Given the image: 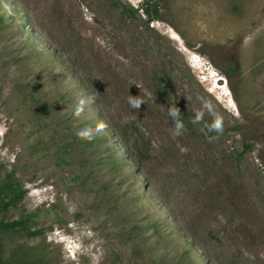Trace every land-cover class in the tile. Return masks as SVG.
<instances>
[{"label": "rangeland", "instance_id": "1", "mask_svg": "<svg viewBox=\"0 0 264 264\" xmlns=\"http://www.w3.org/2000/svg\"><path fill=\"white\" fill-rule=\"evenodd\" d=\"M145 1L0 0V184L26 192L0 218L38 231L6 257L264 264V0Z\"/></svg>", "mask_w": 264, "mask_h": 264}, {"label": "trees", "instance_id": "2", "mask_svg": "<svg viewBox=\"0 0 264 264\" xmlns=\"http://www.w3.org/2000/svg\"><path fill=\"white\" fill-rule=\"evenodd\" d=\"M154 1L155 0H146L140 8L136 9V12L138 13L141 10L143 13L147 14L149 20L154 19L155 16L152 14L155 8ZM125 148L129 150L127 146ZM15 174V170L11 171L0 184V206H16L26 195L23 187L17 181ZM35 216L34 214H28L13 221L0 218V264H46L45 256L38 255L36 258L30 260L28 256L31 254V251L20 255L18 250H13L6 257V233L13 231L18 234H25L29 237L37 236V229H33L32 227V225L35 224Z\"/></svg>", "mask_w": 264, "mask_h": 264}, {"label": "clouds", "instance_id": "3", "mask_svg": "<svg viewBox=\"0 0 264 264\" xmlns=\"http://www.w3.org/2000/svg\"><path fill=\"white\" fill-rule=\"evenodd\" d=\"M96 97L89 94L86 98L81 97L77 100L74 109H73V116L74 117H80L84 111L85 107L88 104L94 103ZM145 101L140 98V96H131L129 95V106L133 109H138L139 106L144 103ZM168 115L172 118L174 128L172 129L173 134L176 136H179L182 134L184 124L183 120L180 119L181 114L179 112V109L175 107V105H172L168 108ZM203 113H197L195 114V120L196 122H199L202 119ZM106 127V124L103 122H97L95 126L91 125H84L81 128H79L76 132V135L80 137L81 139H91L96 134L102 132ZM209 131H215L216 133L220 134L223 131V119L219 115H217L214 119V121L207 126ZM246 256H249L247 252L244 253ZM249 259H252L251 256H249Z\"/></svg>", "mask_w": 264, "mask_h": 264}]
</instances>
